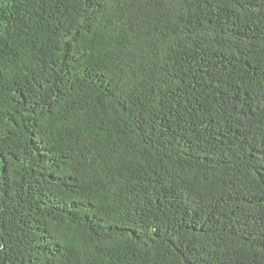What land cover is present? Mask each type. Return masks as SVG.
<instances>
[{
    "label": "trees",
    "instance_id": "obj_1",
    "mask_svg": "<svg viewBox=\"0 0 264 264\" xmlns=\"http://www.w3.org/2000/svg\"><path fill=\"white\" fill-rule=\"evenodd\" d=\"M0 264H264V0H0Z\"/></svg>",
    "mask_w": 264,
    "mask_h": 264
}]
</instances>
